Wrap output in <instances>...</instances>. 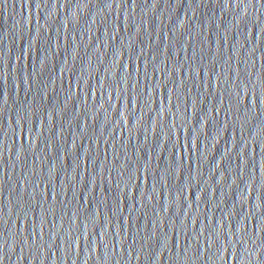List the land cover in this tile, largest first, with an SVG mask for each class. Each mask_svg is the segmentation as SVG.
<instances>
[{"label": "water", "instance_id": "1", "mask_svg": "<svg viewBox=\"0 0 264 264\" xmlns=\"http://www.w3.org/2000/svg\"><path fill=\"white\" fill-rule=\"evenodd\" d=\"M0 264H264V0H0Z\"/></svg>", "mask_w": 264, "mask_h": 264}]
</instances>
